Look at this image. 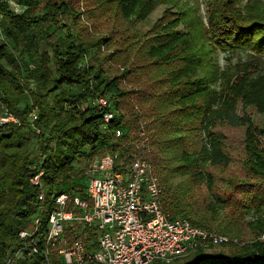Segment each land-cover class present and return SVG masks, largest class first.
I'll return each mask as SVG.
<instances>
[{"label": "trees", "instance_id": "1", "mask_svg": "<svg viewBox=\"0 0 264 264\" xmlns=\"http://www.w3.org/2000/svg\"><path fill=\"white\" fill-rule=\"evenodd\" d=\"M10 1L23 10L17 13L0 0V118L15 120L0 123V264L14 256L22 243L18 233L35 218L45 231L56 196L87 200L86 164L106 153L120 156V169L134 154L149 158L163 211L209 232L213 226L173 182L187 177L190 187L213 185L203 166L231 161L218 126L244 131L247 170L264 178L259 132L245 112L264 115V0H203L204 16L197 1L88 0L92 14L113 26L93 38L84 36L71 0ZM161 4L169 8L146 33L136 32L135 25ZM100 45L112 46L115 54L101 55ZM241 51L251 59L236 67L240 74L219 71L218 53ZM134 73L151 81L148 89L126 87ZM98 98L111 105L107 130L103 116L109 108L93 105ZM141 122L147 154L135 144ZM40 172L43 202L29 182ZM246 196L243 210L264 208V192L254 189ZM257 222L256 240L230 252L206 255L199 249L151 264H264V239L257 238L264 217ZM18 264L45 263L31 255Z\"/></svg>", "mask_w": 264, "mask_h": 264}, {"label": "built area", "instance_id": "2", "mask_svg": "<svg viewBox=\"0 0 264 264\" xmlns=\"http://www.w3.org/2000/svg\"><path fill=\"white\" fill-rule=\"evenodd\" d=\"M93 105L109 108L103 116V129L113 119L111 105L98 98ZM36 120L35 111L29 115ZM15 121L0 118V123ZM121 131H115L119 138ZM137 149L149 153L148 137L142 125L137 132ZM118 154L106 153L86 164L84 192L79 196L60 194L48 216L46 229L35 218L25 231L18 233L21 246L4 264H18L26 256L40 255L50 264V250L58 247L60 264H151L168 263L176 257L199 249L208 251L228 242L224 236L194 227L184 218L171 217L160 204L162 188L153 173L149 158L133 155L124 168H119ZM30 184L39 189L38 200L45 191L40 177Z\"/></svg>", "mask_w": 264, "mask_h": 264}, {"label": "rangeland", "instance_id": "3", "mask_svg": "<svg viewBox=\"0 0 264 264\" xmlns=\"http://www.w3.org/2000/svg\"><path fill=\"white\" fill-rule=\"evenodd\" d=\"M186 2V0H184ZM197 1L200 4V14L204 16L205 5L203 0H187L192 4ZM180 2L179 4H181ZM8 4L15 12L20 13L23 9L19 8L8 0ZM71 4L74 9L81 14L80 24L84 27V36L90 38L98 35H106L108 31L112 30L113 26L107 24L104 18H96L94 14L93 4L88 3V0H71ZM169 5H158L156 9L147 17V19L134 27V30L138 33H146L150 27L161 17L165 9L169 8ZM169 11H174L169 9ZM93 12V14H92ZM99 53L101 55L115 54L112 46H98ZM96 50L92 52L95 53ZM135 53L130 55V59L134 60ZM251 57L247 52L241 51L236 53L222 54L218 53L216 63L219 71L227 72L230 74L241 73L236 67L248 62ZM120 63V62H118ZM115 69L123 71L124 66L120 67V64H114ZM140 78L139 80H137ZM132 80V81H131ZM131 80L126 82L127 88L140 89V87L147 88L150 85L148 78L139 77L138 73L131 75ZM248 114L258 129V142L259 149L263 150L264 154V115L259 114L255 109H246ZM242 113V112H241ZM144 126V122L139 123ZM217 129L226 138V146L228 156L230 157V163L227 166H221L216 164L207 163L203 166V171L210 174L213 178V185L209 187L207 184L200 183L199 185L189 186V179L183 177L173 182L177 185L178 192L183 194L187 191L190 201L192 202L193 211L204 215L205 219L213 226V230L216 234L224 236L228 239L224 245L216 247L208 251H204L206 255L215 252H230L234 247L237 249L244 244L252 243L255 237L259 234L256 226L257 220H262L264 217V208L257 210L246 211L243 210L244 203L247 200V194L254 192V189L264 192V178L257 175L252 176L247 170L248 156L244 153L243 145V133L242 129H235L226 125L218 126ZM202 138L204 143L208 146V141L205 133L202 132ZM193 184V183H192ZM187 196V197H188ZM216 198L221 202L217 203ZM207 222V223H208ZM257 222V223H256ZM213 232V233H215ZM264 239V233L257 237ZM229 244H232L229 246ZM58 247H53L50 250V264H60V255ZM22 260V259H21Z\"/></svg>", "mask_w": 264, "mask_h": 264}]
</instances>
